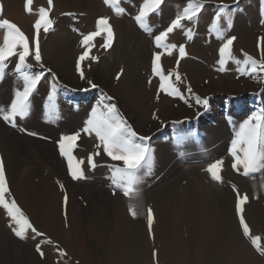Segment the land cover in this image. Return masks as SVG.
Returning <instances> with one entry per match:
<instances>
[{
	"label": "bare ground",
	"instance_id": "obj_1",
	"mask_svg": "<svg viewBox=\"0 0 264 264\" xmlns=\"http://www.w3.org/2000/svg\"><path fill=\"white\" fill-rule=\"evenodd\" d=\"M34 1L33 13L41 7L47 10V0ZM188 1L167 0L151 17V33L158 30L157 23L167 26L181 14L180 8L184 4L187 7ZM200 2L206 4L207 10L202 12L193 46L186 49L188 60L181 65L180 76L187 77L201 95L212 92L243 95L259 90L256 105L264 108V76L237 81L222 76L217 79V73L205 65L211 63V55H215L221 42L209 32L210 25L206 23H210L208 16L221 5L228 6L226 11L232 16V27L224 32L228 38L235 37L234 47L243 49L244 55L249 52L262 55L264 28L261 22L258 25L261 0H248L242 15L236 11L238 0ZM24 4L25 0H0L3 11L0 20L15 24L34 51L33 25L37 16L24 14ZM141 4L142 0H124L121 6L126 15L116 17L103 0H53L49 18L54 31L50 34L41 31L39 51L66 86L87 88L86 83L94 79L101 90L116 98L121 112L139 133L153 135L166 125L163 122H169L172 136L167 131L161 132L153 135L149 144L153 168L138 186L143 214L136 219L129 215V203L137 201H130L113 188L111 169L115 167L100 164L87 170V178L83 180L71 178L57 144L62 136L76 134L86 127L95 100L91 93L64 88L48 92L47 84H41L29 100V115L25 119L17 118L15 127L0 120V161L11 193L7 199H14L31 225L43 235L35 237L29 231L21 241L8 227L11 220L6 212L0 209V264H152L154 252L164 264H245L250 258L264 264V257L243 236L236 215L237 193L246 194L245 222L253 237H261L264 246V190L260 188L264 176L249 178L232 170L230 150L245 118L240 115V102L234 104L231 99L227 103L232 105L225 113L212 106L197 118L202 112L199 104L185 106L177 100L172 103L157 97V81L151 77L155 51L152 37L141 33L132 19ZM100 18L109 19L113 44L107 50L103 48L106 34L93 41L89 55L98 63L86 60L83 68L90 80L81 83L73 75L74 60L86 50L83 38L97 30ZM186 31L173 33L170 45L186 42ZM162 60L164 66L167 63L171 67L173 61ZM17 64V57L11 59L0 77V108H10L16 93L22 92L26 85L23 76L31 73L29 68L17 73ZM120 67L124 72L115 81L114 72ZM49 96H54V100L50 102ZM50 103L55 106L56 119L49 118ZM252 106L248 103L245 109ZM227 113L229 118L225 119ZM186 118H192L191 122ZM93 142L94 138L88 137L80 147L75 146L72 152L75 160L86 159L94 151ZM103 160L110 162L107 156ZM220 161H223L221 182L217 183L206 169ZM148 208L154 216L151 236ZM48 240L52 243L45 242ZM37 246L43 258L36 251ZM60 250L67 255L60 257Z\"/></svg>",
	"mask_w": 264,
	"mask_h": 264
},
{
	"label": "snow or ice",
	"instance_id": "obj_2",
	"mask_svg": "<svg viewBox=\"0 0 264 264\" xmlns=\"http://www.w3.org/2000/svg\"><path fill=\"white\" fill-rule=\"evenodd\" d=\"M34 0H25L24 8L27 14H35L38 18L35 21L33 27L35 30V37L33 43L35 44L34 59L37 64H40L41 57L39 51V37L41 31L48 33L52 29L53 21L49 18L50 12L53 8V0H47V10L43 7L39 8L33 13L32 5ZM124 0H103L105 6L112 10L116 17L126 15L125 10L120 7ZM164 0H142V6L138 10V14L133 18L136 24L145 31H151L150 17L156 14L161 8ZM204 5L200 0H191L189 5L178 15L170 26L161 34L155 36V47L162 49L159 54H154L152 60V73L154 76H158L161 81L160 92H164L169 96H179V91L175 87L172 80L174 74L170 73L167 76L164 75L161 67L162 55L171 56L173 51L179 53V59L177 60V66H179L180 60L186 58V52L184 46L167 45V38L174 30H180L184 28L182 22H192L197 19ZM228 6H218V11L214 15L213 22L209 28V32L213 33L218 39L223 41L222 46L218 50L219 56V68L218 71H224L225 65L229 62L235 63L240 75L247 76H264V52H262L261 60L257 61L251 56L244 55L243 60L235 59L232 53V45L235 41V37L225 38L224 31L222 29L230 30L232 27V16L226 11ZM0 14H2V7H0ZM66 15H74L68 13ZM97 30L85 36L82 41V45L86 48L84 53L79 57L76 69L80 74L81 79H84L81 64L86 59L94 60V57L89 53L94 46L93 41L105 35L103 48L109 49L113 42V31L109 23L108 18H100L96 22ZM187 40L191 41L194 36V32L189 28L185 32ZM29 39L20 31V29L9 22L6 19L0 20V77L5 73L7 67V61L12 57L18 58V64L15 71L17 73L23 72L30 66L26 63L30 55ZM42 66V65H41ZM119 79V76L117 77ZM23 80L26 85L22 92H17L15 101L11 104L10 108H0V120L6 123H11L12 127H15V121L17 118L25 119L29 115V96L35 90L36 85L40 82L41 76H29L24 75ZM176 83H180V77L175 74ZM89 84L91 82L89 81ZM95 87V85H92ZM87 91V89H85ZM191 92V88L187 89ZM182 98V97H181ZM111 99L103 97L102 100ZM54 96H49V101H53ZM198 104L203 108H208V101H203L200 98H196ZM49 118L56 119L55 106L50 103L49 105ZM156 117L154 116V119ZM81 132H77L73 135H65L60 138L58 143L59 154L67 161L68 172L71 178L76 180L85 179L81 165L85 162L83 160H75L72 152L81 136ZM83 134L92 136L94 135L98 141L96 148L97 151L94 154H90L87 157V164L90 169H94L97 165L94 163V158L98 157L103 150V154L112 161H119L123 164V167L112 168V186L114 189L119 190L130 201H137L135 203H129L128 212L129 215L136 219L139 215L143 214V208L139 204V188L138 186L143 182V178L146 175L151 174L153 168V159L151 156V149L147 146V139L144 137H138L137 134L127 126L117 109L114 106L107 107L105 113L100 114L96 110L92 112V118L86 122V127L83 129ZM29 135H34L29 133ZM137 141H140L139 143ZM234 163L232 164L233 170L239 172L244 177L253 178L256 174L264 176V114L252 115L246 120L240 127L239 132L236 134V138L232 142V149L230 152ZM223 161L212 164L206 169L210 174V178L217 182H221L220 170ZM242 169V171H240ZM260 188L264 190V181L261 182ZM61 191L63 186L61 185ZM236 192V189L233 188ZM116 192H113L115 195ZM11 196L9 187L5 177L4 164L0 161V209H3L7 217L11 220L8 225L13 230V234L21 241L26 239V234L31 231L35 237H41L43 234L37 231L29 222L28 218L17 206L14 199L9 200ZM255 198V197H254ZM65 205L67 204V197L65 196ZM248 203L247 195L241 196L237 193L236 198V215L239 218V226L242 230L243 236L251 242V246L262 257H264V246L261 244V237H253L249 226L245 222L243 215L244 205ZM154 224V216L151 208L147 209V226L149 235H152V226ZM48 244L52 242L50 240L45 241ZM36 251L43 258L44 254L41 252L40 246H37ZM60 257H65L67 254L60 250L58 252ZM156 253H153L155 259Z\"/></svg>",
	"mask_w": 264,
	"mask_h": 264
},
{
	"label": "rangeland",
	"instance_id": "obj_3",
	"mask_svg": "<svg viewBox=\"0 0 264 264\" xmlns=\"http://www.w3.org/2000/svg\"><path fill=\"white\" fill-rule=\"evenodd\" d=\"M167 0H164V3L166 2ZM175 1V0H174ZM248 0H238V3L236 4V11H237V13L239 14H241L242 15V11H243V7H244V5L246 4V2H247ZM35 2V1H34ZM33 2V5H32V10H33V8H34V6H35V3ZM188 2H191V0L190 1H188ZM260 1H257L256 2V5H258V3H259ZM261 6L262 7H260V19H259V22H258V25H259V23H260V26H261V24H262V26L261 27H263L264 28V0H261ZM163 3V4H164ZM162 4V5H163ZM161 5V6H162ZM185 5L186 4H184L183 6H182V10H181V8H180V12L179 13H181L183 10H185ZM204 5V7L202 8V10H201V12H200V14H199V16L197 17V19L196 20H194V21H192V22H187V21H185V22H182L183 24H184V28L183 29H186V30H188L189 28H191L192 30H193V32H194V36H193V39L191 40V41H189V40H186V42H184V43H182L181 45H179V46H184L185 47V52H186V49L187 48H190V47H192L193 46V44H194V40H195V37H196V34H197V31H198V29L200 28V22H201V15H202V12H203V10H205L206 9V4H203ZM140 6H142V4L140 5ZM120 7H122L121 5H120ZM238 7V8H237ZM257 7V6H256ZM38 8V7H37ZM218 9V8H217ZM238 9V10H237ZM38 10V9H37ZM207 10V9H206ZM160 11V9L158 10V12ZM218 11V10H217ZM216 11V12H217ZM23 12H24V14H27L26 12H25V8H24V10H23ZM157 12V13H158ZM156 13V14H157ZM156 14H153V15H156ZM152 15V16H153ZM178 15H180V14H178ZM214 15H215V13L212 15H209L208 17H210L209 19H210V21H209V19L207 20L208 22H210V23H206V25H210L211 26V24H212V22H213V19H214ZM3 16V11H2V14H0V17H2ZM134 16H135V14H134ZM133 16V17H134ZM151 16V17H152ZM239 16V15H238ZM151 17H150V20H151ZM37 18L38 17H36V20H37ZM133 19V23H134V25H135V27L141 32V33H143L144 35H147V34H149L152 38H151V43H152V46L155 48L154 50V52L152 53V54H159V53H161L162 52V49H157L156 47H155V43H154V40H155V36H157V35H159V34H161L163 31H165L169 26H170V24L175 20V18L174 19H172V21H170L168 24H167V26H166V24H160V23H157V25H156V28L158 29V30H156L155 32H153V33H151V31L149 32V31H145V30H143V29H141L137 24H136V22H135V20H134V18H132ZM150 20H149V22H150ZM15 25V24H14ZM164 25L166 26V27H164ZM209 26V27H210ZM54 24L52 25V29L48 32V34H50V33H52L53 31H54ZM164 27V28H163ZM208 26H206V28H209ZM163 28V30H161ZM182 29H180V30H174V32L173 33H177V32H180ZM223 31L224 30H226V29H222ZM227 31V30H226ZM172 33V34H173ZM211 33V32H210ZM172 34H170L169 36H168V38H167V45L168 46H171L170 45V36L172 35ZM214 37H216L213 33H211ZM224 35H225V38H228V36H227V32H224ZM222 43H223V41H221L220 43H219V45L217 46V48H216V50H215V55H211V63H206L205 65L207 66V67H209L210 69H213V72L214 73H217V76H215V78H217V79H219V76H222V77H230L231 78V80L232 81H237V80H241V79H249V78H253V76H247V75H240V73H239V71L237 70V68H238V66L235 64V63H232V68H231V62H229V63H227L226 65H225V70L224 71H218L217 69L219 68V63H218V61H219V56H218V50H219V48L222 46ZM236 42L234 41V43H233V47H232V53H233V56H234V58L235 59H238V60H243V57H244V54H245V51L243 50V49H241V51L239 50V49H237V46L236 47H234V44H235ZM113 44V43H112ZM29 46H30V42H29ZM179 46H177V49L179 48ZM30 51H32V55H30L29 56V58L27 59V61H26V63L30 66L29 67V71L31 72V73H29V76H36V75H39V76H41V80H40V82L36 85V87H35V90L31 93V95L29 96V100H30V98L34 95V93H35V91L36 90H38L39 88H40V86H41V84H44V83H46L47 84V86H48V92H54V91H56V90H60L61 88H64V89H66V90H69V91H74L75 93H76V91H78V92H84V93H91L92 94V96H93V99L95 100L94 101V106H93V108H94V110H96L98 113H100V114H103V113H105V111H106V109H107V107H109V106H114L116 109H117V111H118V113H119V115H120V117L124 120V121H126V123H127V126H129L136 134H137V136L138 137H144V138H146L147 139V146L149 147V144H150V142H151V138L152 137H154L155 135L157 136V135H161V132H162V134L163 133H165L166 131L167 132H169L168 131V129H170L171 128V126L169 125V122H167V121H165V122H163V123H165L166 125H164L163 127H161L159 130H157L153 135H150V136H145V135H143V134H141V133H139L137 130H136V128L132 125V123L130 122V120H128V118L126 117V115L123 113V112H121V108H120V106L118 105V102H117V100H116V98L114 97V96H112L111 94H108L106 91H104V90H101L100 88H101V85H99L94 79H91V84H89V82H87L86 83V86H87V88L85 87V86H83V85H79L77 88H73V87H68V86H66V84L63 82V78L60 76V74L59 73H57V72H55V70L52 68V67H50L46 62H45V60H44V58H43V56L40 54V57H41V62H40V64H37L36 63V61H35V59H34V51L31 49V46H30ZM173 52H175V51H173ZM174 54H176V58H174V55L172 54L171 56H168V55H162V57H161V60H162V58H163V60L165 59V60H171V61H173V62H171V67L170 66H168L167 65V63H166V66H164V62H163V64H162V62H161V67H162V70H163V73H164V75L165 76H167L168 74H170V73H172V74H174L173 76H172V80L170 81L171 83H173L174 85H175V87L178 89V91H179V96H169V95H167V94H165L164 92H160V85H161V81H160V78L158 77V76H154L153 75V73H152V67H151V77H153L154 79H156V81H157V90H156V96L157 97H160V96H162V97H164V98H166V99H168V100H170V101H172V103H175L174 102V100H177L178 102H180V104H182V105H185V106H192V107H195L196 105H198V103H197V101H196V98L198 97V98H200V100L201 101H203V100H207L208 101V108H211L212 106H214V107H217L219 110H221V111H224V113H225V111L226 112H228V109H230V106L232 105V104H230L231 102H232V100H233V102H234V104L236 103V102H240V103H238V104H240L241 105V111H242V113H240V115L243 117H245L244 118V122L246 121V120H248L249 119V117H251L252 116V114L253 115H257V114H263L264 113V108L263 107H261L260 105H256V103H258V96L260 95V93L258 92L259 90H257V91H249V92H246L245 94H243V95H236V94H226V93H216V92H212V93H209V94H207V95H201L200 93H198L196 90H195V88L192 86V84H190V82H189V80L187 79V77H182V76H180V70H181V65L182 64H184L185 63V61H187L188 59V54L186 53V58H184V59H182V60H180V62H179V66H177V60L179 59V53H178V50L176 51V53H174ZM247 54V53H246ZM82 55V54H81ZM81 55H77L76 56V58H75V63H74V68H73V75H74V77L75 78H77V80L79 81V82H81V83H84L86 80H90V79H87L86 78V74L84 73L85 72V68H83V66H84V63L86 62V60L85 61H83L82 62V64H81V68H82V71H83V75H84V79L82 80L81 79V77H80V74H78V72H77V69H76V64H77V61H78V59H79V57L81 56ZM257 55V56H256ZM154 56V55H153ZM247 56H251V57H253L254 59H256L257 61H259V60H261V58H262V55L261 54H254V53H250L249 52V54H247ZM261 56V57H260ZM13 58H15V57H12L11 59H13ZM10 59V60H11ZM10 60L9 61H7L6 63H7V67H6V69H5V72L7 71V68L10 66L9 65V63H10ZM162 60V61H163ZM94 61V63H98V60L97 59H94L93 60ZM42 65V66H41ZM98 64H96V66H97ZM94 69H96V67L94 66ZM123 72H124V69L122 68V67H120L119 68V70L117 69V70H115V77H114V80L116 81V80H118L117 79V77L119 76V78L122 76V74H123ZM175 74H178L179 75V77H180V80H181V82L180 83H176V81H175ZM256 77H258V76H256ZM255 77V78H256ZM239 78H241V79H239ZM261 78V77H260ZM204 83H205V85H207L208 84V80H205L204 81ZM92 85H95V87H92ZM188 88H191V92H188L187 91V89ZM85 89H87V91H85ZM21 90H22V88H21ZM103 97H108V98H111V99H107V100H102V98ZM182 97V98H181ZM234 97V98H233ZM246 97H251L250 99H248V100H245L246 99ZM240 98V99H239ZM232 99V100H231ZM231 100V101H230ZM243 100V101H242ZM227 102H230V103H227ZM195 103H196V105H195ZM248 103H250V104H252L253 106L249 109V108H247V109H245V107L247 106V104ZM199 106H201L200 104H199ZM258 106V107H257ZM261 107V108H260ZM201 108H202V112L200 113L199 112V115L198 116H196L197 118H199L203 113H204V111H207L208 110V108L207 109H205V108H203L202 106H201ZM221 108V109H220ZM249 109V110H248ZM93 110V111H94ZM92 111V112H93ZM155 113H153L152 115H154ZM247 115V116H246ZM92 118V113L88 116V120L89 119H91ZM229 118V116H228V113L226 114V116H225V119H228ZM191 119L192 118H186L185 120L186 121H188V122H191ZM170 126V127H169ZM79 132H81L82 134H81V136L79 137V140H78V142H77V144H76V147L78 146V147H80L81 146V142L83 141V139L84 138H88V137H93L94 138V146H93V149H94V151L91 153V154H94L96 151H97V148H96V145H97V143H98V141L96 140V138H95V136L94 135H92V136H89V135H86V134H83V130L82 131H79ZM169 135H171V132H169ZM172 136V135H171ZM138 143L140 142V141H137ZM59 143V142H58ZM56 149H58V144H57V148ZM59 151V150H58ZM100 152H101V154L98 156V157H95L94 158V163L97 165V166H99L100 164L101 165H105V164H108L109 166H112V167H123V164L121 163V162H119V161H112V160H110L109 158H108V161H110V162H104V160H103V158H105V155L103 154V150L102 149H100L99 150ZM230 152H231V150H230ZM89 156V155H88ZM87 156V157H88ZM87 157H85L86 159H84L83 161L85 162L83 165H81V167H82V170H83V173H84V176H85V178H87V176L86 175H88V173H87V170H92V169H90L89 168V166H88V164H87ZM96 166V167H97ZM95 167V168H96ZM224 168V167H223ZM221 170H222V168H221ZM232 170H233V168H232ZM235 171V170H234ZM258 174H256L255 175V177L257 176ZM260 175V174H259ZM158 257V256H157ZM157 257H155V259L154 258H152V264H164L163 262H162V260H159V258H157ZM248 261L249 262H246L245 261V264H260L257 260H252L251 258L250 259H248Z\"/></svg>",
	"mask_w": 264,
	"mask_h": 264
}]
</instances>
